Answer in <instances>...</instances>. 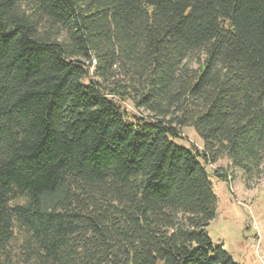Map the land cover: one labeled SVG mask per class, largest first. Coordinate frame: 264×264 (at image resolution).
Returning <instances> with one entry per match:
<instances>
[{"label": "trees", "instance_id": "1", "mask_svg": "<svg viewBox=\"0 0 264 264\" xmlns=\"http://www.w3.org/2000/svg\"><path fill=\"white\" fill-rule=\"evenodd\" d=\"M222 158L264 164V0H0V264H241Z\"/></svg>", "mask_w": 264, "mask_h": 264}, {"label": "rangeland", "instance_id": "2", "mask_svg": "<svg viewBox=\"0 0 264 264\" xmlns=\"http://www.w3.org/2000/svg\"><path fill=\"white\" fill-rule=\"evenodd\" d=\"M201 59L202 55L192 57L187 63L196 68ZM117 101L131 116L148 114L135 108L130 100ZM174 141L198 151L203 148L193 128H183L181 138ZM206 168L218 198L216 217L207 228L212 241L222 245L236 262L264 264V164L252 174L231 166L228 158Z\"/></svg>", "mask_w": 264, "mask_h": 264}, {"label": "water", "instance_id": "3", "mask_svg": "<svg viewBox=\"0 0 264 264\" xmlns=\"http://www.w3.org/2000/svg\"><path fill=\"white\" fill-rule=\"evenodd\" d=\"M220 175H222V174H220Z\"/></svg>", "mask_w": 264, "mask_h": 264}]
</instances>
